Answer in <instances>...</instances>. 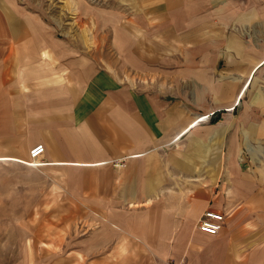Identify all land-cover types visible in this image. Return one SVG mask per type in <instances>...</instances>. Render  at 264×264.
I'll list each match as a JSON object with an SVG mask.
<instances>
[{"label": "crops", "instance_id": "obj_1", "mask_svg": "<svg viewBox=\"0 0 264 264\" xmlns=\"http://www.w3.org/2000/svg\"><path fill=\"white\" fill-rule=\"evenodd\" d=\"M119 2L127 12L102 19L101 52L89 34L0 0V161L55 169L103 217L75 239L82 256L72 247L58 264H264V241L240 220L258 203L264 218V196L237 161L242 136L264 132V0ZM237 194L250 214L217 234L198 228L207 210H235Z\"/></svg>", "mask_w": 264, "mask_h": 264}, {"label": "rangeland", "instance_id": "obj_2", "mask_svg": "<svg viewBox=\"0 0 264 264\" xmlns=\"http://www.w3.org/2000/svg\"><path fill=\"white\" fill-rule=\"evenodd\" d=\"M16 1L50 18L59 33L73 35L83 31L89 34L92 47L96 46L101 52L106 42L110 47V32L107 31L109 34L105 35L107 25H104L102 19L104 16L120 18L121 14L127 12L120 7L119 0ZM84 42L90 43L88 40ZM103 58L102 64L105 62ZM256 82L257 98H260L264 112V71L257 74ZM240 144L237 161L242 165L244 173L256 178V192L264 196V132L256 137L242 136ZM199 154L198 158L210 161L215 153L202 151ZM194 159H197L195 152ZM57 177L55 169L43 170L40 166L23 162L0 161V264H58L60 257L67 255L72 247L82 256L79 242L75 239L83 234V227L92 225L93 228L104 224L103 217L96 216L87 204L81 205L71 197L62 183H56ZM221 180L218 187L225 181L223 175ZM231 202H235V210L229 211L230 214L224 212L229 217L227 220L242 209L251 213L248 199H238L237 194ZM257 207V214L247 217L248 221L245 216L240 217L243 220L241 223L252 231L250 242L255 247L264 241L261 239L264 235L261 236V232H264V218L259 215L262 214V203H258ZM256 233L261 237L256 236ZM199 252L195 253L198 263L201 257ZM202 264H216V260L213 256L207 257Z\"/></svg>", "mask_w": 264, "mask_h": 264}, {"label": "built area", "instance_id": "obj_3", "mask_svg": "<svg viewBox=\"0 0 264 264\" xmlns=\"http://www.w3.org/2000/svg\"><path fill=\"white\" fill-rule=\"evenodd\" d=\"M45 151L44 144L40 143L35 145L30 149L29 156L32 160L38 159L40 155H42ZM225 214L219 211L207 210L203 213L198 222V228L206 233L217 234L224 222H225ZM153 264H188L185 261H165L163 263H153Z\"/></svg>", "mask_w": 264, "mask_h": 264}]
</instances>
